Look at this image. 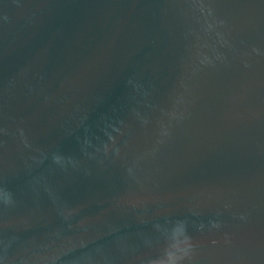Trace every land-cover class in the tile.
<instances>
[{
	"label": "water",
	"instance_id": "obj_1",
	"mask_svg": "<svg viewBox=\"0 0 264 264\" xmlns=\"http://www.w3.org/2000/svg\"><path fill=\"white\" fill-rule=\"evenodd\" d=\"M4 189L0 264H264V0H0Z\"/></svg>",
	"mask_w": 264,
	"mask_h": 264
},
{
	"label": "clouds",
	"instance_id": "obj_2",
	"mask_svg": "<svg viewBox=\"0 0 264 264\" xmlns=\"http://www.w3.org/2000/svg\"><path fill=\"white\" fill-rule=\"evenodd\" d=\"M203 10H204L203 7H201V11H203ZM208 14L209 15L212 14V9L211 8L208 9ZM220 23L223 24V21H220ZM208 27L211 28L212 25L209 24ZM253 51L259 53V49L253 48ZM171 115L173 116V118H175V116H176L175 113H172ZM145 123H147V121H145ZM113 130L114 131H119V129H113ZM104 131H105V135L108 137V141H110L112 144H115V137L112 136L111 132L108 131L107 127L104 129ZM162 135H165V136L168 135L167 131L163 132ZM159 142L162 143L163 141H159ZM103 147H104L105 153H107L108 144L105 143ZM115 151L118 154L119 153V148H116ZM52 159H53V162L56 163V164H61L62 161H63V157H61L58 154H54ZM4 192H5L4 198H3V200H0V207H2L4 210H7V209H10V208L14 207L15 204H16V201L14 199L13 194L9 190L4 189ZM243 218L244 217H241V219H243ZM8 226H9L8 225V221L5 220L4 227L7 228ZM212 227L219 228L220 225L217 222H212ZM97 251H99V249H97ZM72 264H75V262L73 261Z\"/></svg>",
	"mask_w": 264,
	"mask_h": 264
}]
</instances>
